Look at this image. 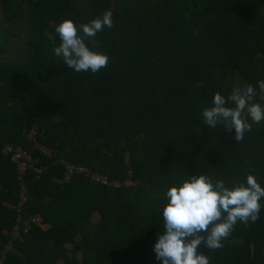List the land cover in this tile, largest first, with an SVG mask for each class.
I'll return each instance as SVG.
<instances>
[{"label": "trees", "instance_id": "1", "mask_svg": "<svg viewBox=\"0 0 264 264\" xmlns=\"http://www.w3.org/2000/svg\"><path fill=\"white\" fill-rule=\"evenodd\" d=\"M105 11L113 26L86 43L109 56L107 67L69 69L52 51L60 43L56 25L88 23ZM0 15L4 264H162L154 244L169 186L205 174L231 188L252 174L264 187V121L235 142L234 129L209 128L202 118L216 93L227 98L235 90L238 77L259 91L264 0H0ZM10 37L22 44L17 59L7 52ZM254 102L264 104L258 95ZM33 129L36 143L27 139ZM6 145L33 157L24 175ZM67 164L120 186L85 174L66 182ZM22 186L27 201L19 207ZM260 204L259 219L238 222L222 248L198 247L209 264H264V198ZM34 215L46 230L33 224L25 232Z\"/></svg>", "mask_w": 264, "mask_h": 264}, {"label": "clouds", "instance_id": "2", "mask_svg": "<svg viewBox=\"0 0 264 264\" xmlns=\"http://www.w3.org/2000/svg\"><path fill=\"white\" fill-rule=\"evenodd\" d=\"M112 26L108 11L80 25L64 19L55 27L60 43L52 51L69 69L96 73L107 67L109 56L94 51L86 41L93 42L98 32ZM45 35L50 41L55 40L54 35ZM258 88L257 92L248 84L233 90L227 98L216 93L212 106L203 108L204 124L209 128L223 124L229 133L234 129L235 142H241L253 123L264 121V104L254 102L257 95L264 101V80L258 81ZM165 196L163 231L154 244L156 259L162 264H209V256L198 252V247L203 244L210 251L220 249L238 222L245 226L255 223L264 187L252 174L247 175L246 183L237 182L231 188L223 180L213 182L209 176L200 174L169 186Z\"/></svg>", "mask_w": 264, "mask_h": 264}, {"label": "built area", "instance_id": "3", "mask_svg": "<svg viewBox=\"0 0 264 264\" xmlns=\"http://www.w3.org/2000/svg\"><path fill=\"white\" fill-rule=\"evenodd\" d=\"M34 131L31 130L27 136L30 142L36 143V135L33 136L31 134V132ZM4 153L6 155H8L10 157V159L16 163L17 166V171L20 175H24L27 171V169L29 167H31L34 163V159L31 156L30 153H28L27 151H25L22 147L20 146H13V145H6V147L4 148ZM76 174H85L87 177H89L92 181L98 183V184H102L105 186H120V183H118V181H109L107 179L106 176L103 175H99L97 173H93L90 169H88L87 167L84 166H74L71 164H67L66 165V174H65V181L69 182L71 180V178L76 175ZM128 182H130L129 185L132 184L131 180L126 181V185H128ZM25 190V188H24ZM20 203H19V207H21L26 201H27V194H26V190L25 192L21 191L20 193ZM20 222V219L18 218V223ZM36 225L38 227H40L43 230H46L47 226L46 224L43 222V218L40 215H34L31 216L29 218V220L26 223V227L24 228V231H28L31 225ZM18 227H16L15 229V239L21 240V236L19 234L18 231ZM7 250H9V247L6 248ZM5 259H6V255L5 253L0 255V264H4L5 263Z\"/></svg>", "mask_w": 264, "mask_h": 264}, {"label": "rangeland", "instance_id": "4", "mask_svg": "<svg viewBox=\"0 0 264 264\" xmlns=\"http://www.w3.org/2000/svg\"><path fill=\"white\" fill-rule=\"evenodd\" d=\"M1 16V15H0ZM7 26V25H6ZM6 28V27H5ZM16 32H18L19 30H15ZM18 33H22V31H20V32H18ZM1 34L2 33H0V36H1ZM3 37V36H2ZM9 39V42L11 43V46H9V48H10V50L9 51H7L11 56H13L14 54H15V57H16V59L18 58V57H20L19 55L20 54H22V51L21 50H19L18 51V53L16 52V50H15V46L16 45H20V47L22 46V44L19 42V40L17 39V38H14V37H10V38H8ZM247 84L245 83V81H244V79L243 78H241V77H238V80L236 81V84H235V86H234V89H237V88H243V87H245ZM36 130L34 129V131H32L31 132V134L33 135V136H35L36 135ZM27 139H28V136H27ZM28 141H29V139H28ZM37 146H39V147H41L43 150H45L46 148L45 147H42L41 145H39V144H37ZM46 151V150H45ZM40 172V170H38V173ZM130 184V182H128V185ZM137 185V184H136ZM24 186H22L21 188H20V192L21 191H23V192H25V190H24ZM99 220H100V218H99V215L98 214H95L93 217H92V219H91V224H96V223H98L99 222ZM26 223H27V221H25L24 222V224L26 225ZM90 223V222H89ZM232 242H234L233 240H232ZM68 248H72V246H68ZM224 264H225V262H224Z\"/></svg>", "mask_w": 264, "mask_h": 264}, {"label": "crops", "instance_id": "5", "mask_svg": "<svg viewBox=\"0 0 264 264\" xmlns=\"http://www.w3.org/2000/svg\"><path fill=\"white\" fill-rule=\"evenodd\" d=\"M1 187V186H0Z\"/></svg>", "mask_w": 264, "mask_h": 264}]
</instances>
